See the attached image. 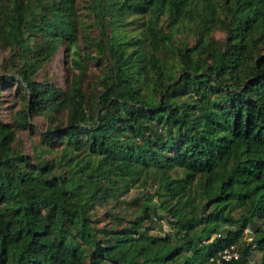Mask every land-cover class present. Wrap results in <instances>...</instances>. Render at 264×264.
Masks as SVG:
<instances>
[{"label": "trees", "instance_id": "obj_1", "mask_svg": "<svg viewBox=\"0 0 264 264\" xmlns=\"http://www.w3.org/2000/svg\"><path fill=\"white\" fill-rule=\"evenodd\" d=\"M4 51L0 94L13 82L21 107L0 118V264H218L230 247L223 264H264V0H0ZM60 53L64 83L39 80ZM137 185L154 194L133 219H93Z\"/></svg>", "mask_w": 264, "mask_h": 264}, {"label": "rangeland", "instance_id": "obj_2", "mask_svg": "<svg viewBox=\"0 0 264 264\" xmlns=\"http://www.w3.org/2000/svg\"><path fill=\"white\" fill-rule=\"evenodd\" d=\"M213 36L217 40H226V35L223 32H215ZM189 43L192 45L193 37L189 39ZM8 55V51L0 52V76L8 75L7 73H4L2 69V65ZM70 61V56H66L65 53H60L53 63L47 65L45 69L38 74V79L41 80L43 76L50 75L52 79H58L59 83L63 84L66 77H68V74H66L67 70L70 75ZM98 70L99 67H97L96 65L88 64L86 66L87 80L94 81L95 76L98 75ZM74 73H78L76 68L74 70ZM14 91L15 86L13 85V82H10L6 85L5 88L1 89L0 118L6 122H11L13 120V114L21 107L20 102L13 97ZM34 122L41 131H44L47 127V123L45 121V118L43 117L35 118ZM20 138L24 141L27 151H29L30 145L37 142V140L40 138V135L38 132H35L34 134H32V136H29L27 131H24L20 133ZM152 194H154V189H151L150 187L142 188L137 185L131 188L126 194L118 198L117 202H115V199L117 197V195L115 194V197H113L110 202H106L104 205L96 206V209L91 212V215L93 219L99 221L100 226L107 224L110 220V217L106 216L107 213L120 214L126 219H133V212L136 210L139 203L142 202V199ZM154 201H156V197H154ZM113 206H115L116 208L112 210ZM159 215L161 219L158 218V220H156L154 230L151 232V234L164 235L170 231L168 226L166 225L165 219L162 218L164 217V213L159 212ZM259 259L260 252L257 251V249L252 250L249 264H256Z\"/></svg>", "mask_w": 264, "mask_h": 264}, {"label": "built area", "instance_id": "obj_3", "mask_svg": "<svg viewBox=\"0 0 264 264\" xmlns=\"http://www.w3.org/2000/svg\"><path fill=\"white\" fill-rule=\"evenodd\" d=\"M246 233H250L248 230H246ZM252 241V239H250ZM219 258L217 260L218 264H223V262H227L230 260H237L239 259V253L237 250H235L233 247L224 249L223 251L219 252L218 254Z\"/></svg>", "mask_w": 264, "mask_h": 264}]
</instances>
